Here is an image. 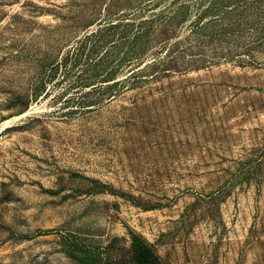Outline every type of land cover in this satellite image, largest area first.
<instances>
[{"label":"rangeland","instance_id":"rangeland-1","mask_svg":"<svg viewBox=\"0 0 264 264\" xmlns=\"http://www.w3.org/2000/svg\"><path fill=\"white\" fill-rule=\"evenodd\" d=\"M156 2L166 71L123 82L98 30ZM134 236L264 264V0H0V264H141Z\"/></svg>","mask_w":264,"mask_h":264},{"label":"trees","instance_id":"trees-1","mask_svg":"<svg viewBox=\"0 0 264 264\" xmlns=\"http://www.w3.org/2000/svg\"><path fill=\"white\" fill-rule=\"evenodd\" d=\"M158 2L149 5L151 12L144 19L140 18V14H122L120 17H113L114 14H110L108 19L104 20L100 29L98 30L99 39L96 42L99 47H104L109 40L110 36L115 38V49L121 56V60L128 58L131 63V74L123 82H129L135 78L138 74L146 73V76L156 77L166 71V58H162L159 63L152 61L146 63L141 69H138L143 63V57L152 52V49L156 47L159 42L166 43V18L162 15L166 13L164 9H158ZM145 9V8H144ZM156 9L158 11H156ZM143 14H141L142 17ZM115 16V15H114ZM166 17V16H165ZM175 14L169 18L168 26L173 24ZM115 18V19H113ZM184 19V17L182 18ZM139 20V21H138ZM158 56L157 53H153ZM160 58V57H158ZM135 60V61H134ZM121 68L123 62H120ZM122 82V83H123ZM121 83V81H117ZM136 85V83H132ZM133 247L136 255L141 264H161L158 256L153 252L149 245H147L141 238L134 236L132 239Z\"/></svg>","mask_w":264,"mask_h":264}]
</instances>
